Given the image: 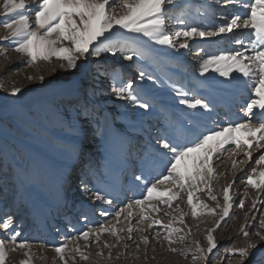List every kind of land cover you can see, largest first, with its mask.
<instances>
[{
  "label": "rangeland",
  "instance_id": "1",
  "mask_svg": "<svg viewBox=\"0 0 264 264\" xmlns=\"http://www.w3.org/2000/svg\"><path fill=\"white\" fill-rule=\"evenodd\" d=\"M25 2L33 8L31 0ZM2 4L3 0H0V6ZM175 4L173 15L201 31L226 26L225 17L230 20L232 14L244 11L226 0H175ZM3 19L0 7V37L6 34ZM30 20L34 21V10L30 13ZM165 30L176 44L175 48L121 30L124 37H133L144 47V57L124 61L119 52L115 56L104 53L101 57V63L114 64L123 71L124 80H131L133 92L150 105L148 109L117 97L111 91L109 79L103 75L95 76L92 69L87 74L79 70L66 71L59 68L61 62L55 59L51 64L40 62L28 66L27 57L14 51L15 44L0 40V49L7 50L6 57L0 55V83L4 85L0 88V218L11 214L18 216V220L12 216L15 220L13 227L20 233L17 240H26L31 246L32 264H62L54 248L65 241H68L69 248L74 247L71 240L75 236L101 224L125 230L132 226L142 228L144 232L133 233V239L129 240L125 231L120 234L124 238L119 241L110 233H104L99 244L90 239L87 242L89 247L80 240L79 245L90 258L84 261L77 256L74 264H193L192 251L185 257L179 251H169L166 241L153 239L160 229L156 226L149 228L148 221L139 223V209L134 210L130 224L124 214L117 223L114 213L130 199L142 198L143 184L134 181V174L143 173L152 179L164 173L166 162L155 151L157 137L172 135L179 125L189 120H193L201 131L244 122V109L250 96L244 80L220 77L212 68L201 74L199 64L209 54L218 55L233 49L244 51L235 40L244 39L247 47L250 30L226 32L215 37L194 36L187 40L188 48H180L179 43L185 38L175 36L176 31L187 30L185 24L178 23L175 18L169 19ZM251 54V51L246 53ZM141 71L145 73L143 79L139 76ZM41 75L45 78L43 82L39 80ZM29 76L35 79H27ZM12 86L20 87L22 93L11 96L6 90ZM178 90L187 93L188 99L203 97L211 104V111L202 114L201 110L181 104ZM85 105L89 109L87 119L90 123H85L82 112ZM225 147L227 151L213 158L217 179L212 181V187L221 206L224 203L223 187L234 181L229 190L233 208L221 226L216 227L219 216L209 215L206 209H197L198 215L192 217L186 196L183 200L173 201V206L179 204L188 213L184 217L187 227L181 235L189 233V229L190 234L183 243L177 242L172 247L194 251V241L206 247L208 230L213 229L218 251L212 264H218L220 258L227 255V248L243 247L250 240H256L253 229L259 219H264V193L259 194V203L253 209L252 201L257 197V191L245 184L252 169L259 170L255 161L264 150L253 149L252 160L243 163L246 160L243 152L232 153L234 145ZM233 160L238 162L235 168L232 167ZM66 169L70 170L67 179H74L65 183L62 192L59 175ZM82 181L92 191L99 190L105 199H112L113 203L109 205L103 200H94L92 192H84ZM242 192H247L248 197L241 195ZM195 195L209 207L216 208L217 201H212L206 190ZM241 199L244 200L243 209L238 206ZM38 202L40 213L34 208ZM159 207V216L150 213L153 218H162L164 211H171L167 205ZM251 208L246 221L245 213ZM104 212L108 215H102ZM216 212L219 213L220 209L216 208ZM177 215L172 212V216ZM245 224L249 237L241 233V226ZM233 232L237 233L230 240ZM12 234L11 230L0 231V239ZM140 235L149 236L148 245L139 241ZM105 241L115 245L111 249L112 259H107L109 249L103 248ZM98 249L103 250L102 256H97ZM24 251L9 252L6 264H19L25 259ZM118 254H121L119 259L116 258ZM65 255L68 257L69 254L66 252ZM235 260L237 258L232 257L225 264H237ZM203 263L195 261V264ZM69 264H73L71 259Z\"/></svg>",
  "mask_w": 264,
  "mask_h": 264
},
{
  "label": "snow or ice",
  "instance_id": "2",
  "mask_svg": "<svg viewBox=\"0 0 264 264\" xmlns=\"http://www.w3.org/2000/svg\"><path fill=\"white\" fill-rule=\"evenodd\" d=\"M33 8H29L25 0H3V27L6 34L0 40L9 41L15 44L14 51L27 57L28 66H36L40 62L51 64L53 59L60 61L59 68L66 71H77L87 74L90 69L94 70V75L106 76L110 81L111 91L121 98H126L140 108L148 109L150 105L133 92L131 80H124V73L116 65L101 63L104 53L115 56L120 53L122 60L132 61L135 58H143L144 47L138 44L133 37H124V32L135 34L147 38L158 45H169L173 48L176 44L165 30L166 20L177 19L178 23L185 24L184 31H176V37H184L183 43H179L180 48H188L187 40L194 37H215L233 29H248L250 36L245 47V40L237 38L235 43L244 47V51L239 49L225 50L221 54H209L202 59L199 64L201 74L212 68L220 77L230 80H244V87L249 90L250 96L245 106L246 119L241 123H229L227 127L201 131L193 120L186 124L179 125L172 135H161L156 138L155 151L165 160L164 173L148 179L141 174H134V181L143 184L144 192L140 199H130L128 203L114 213L119 223V218L124 214V219L131 223L134 210L139 209V223L148 221V227H158L153 239L166 241L168 250L187 257L192 251V260L204 261L205 264H212L217 256L218 245L212 235L213 229L208 230L206 237L207 246L202 247L199 241H194L195 249L179 250L172 247L173 244L183 243L187 234L184 232V217L188 213L184 212L179 204L173 206V201L183 200L187 197V205L191 210L192 217L198 215L197 209L207 210L209 215H218L216 227H220L222 222L230 216L233 208V197L229 190L233 183L222 189L223 206L217 201V196L213 193L212 181L217 179V174L213 167L214 156L228 149L227 145H234L232 153L239 150L243 152L248 163L252 160L253 149L264 150V0H226V3L238 4L244 10L231 15L230 20L225 17V25L214 28L211 31H201L197 26L187 25V21L175 17L172 10L176 8L175 0H31ZM34 10V21L30 20V13ZM34 25V26H33ZM201 52L204 50L201 48ZM251 51V55H246ZM0 55L7 56L6 49H0ZM95 57V60L90 59ZM54 72L55 69L53 68ZM141 79L145 73H139ZM151 79V76L148 77ZM32 80L35 77L29 76ZM44 76H39L40 81H44ZM0 83V88H3ZM6 91L13 97L22 93L20 87L12 86ZM180 103L189 109L201 110V113L211 111V104L203 97L192 99L187 98V93L182 90L177 91ZM89 109L87 105L82 109L85 115V123H90L87 119ZM237 133H243L237 135ZM237 161L233 160L232 167L237 166ZM257 168H253L251 174L247 176L246 186L257 191V197L252 201V208L257 206L260 193H264V153L259 155L255 161ZM166 173V174H165ZM82 183L85 193L92 192L94 200H103L111 205L112 199H105L99 190L92 191L87 185ZM163 188V190H161ZM212 201H217L216 208L209 207L195 193L205 191ZM247 197L248 193L245 192ZM195 201V202H194ZM167 205L171 211H164L162 218H153L150 213L159 214V205ZM238 206L244 208V200L239 201ZM178 213L172 216V212ZM102 215H108L107 212ZM246 221L249 219L245 213ZM255 219V217H252ZM167 221L165 223L164 221ZM184 225L178 227L174 225ZM0 225L3 229L11 230L14 234L0 239V264H6L9 252L18 249L25 250V259L19 264H32L33 253L28 241H18L20 235L13 227V217L11 215L0 218ZM127 233V239H133V233H143L142 228L129 226L117 229L116 226L106 227L101 224L96 229L82 231L75 236L71 243L74 247H68V241L54 248L55 253L62 264H69V259L73 261L79 256L80 260H89V255L79 245V241H85V247L90 239L99 244L101 235L110 233L117 241L123 239L121 233ZM256 240H250L243 247H229L226 249V256L220 258L218 264L225 259L237 258V264H264V219H259L253 229ZM163 233V234H162ZM241 233L249 237L247 224L241 226ZM139 241L145 245L149 244L148 235H140ZM115 245L108 242L103 243V248L109 249L107 259H112L111 249ZM128 246L125 245V248ZM139 249V244L136 245ZM216 250V251H214ZM154 251V249H153ZM68 253L66 257L65 253ZM97 256L103 255V250H97ZM121 254L116 256L120 258ZM145 258L147 256L145 255ZM154 259V257H153Z\"/></svg>",
  "mask_w": 264,
  "mask_h": 264
},
{
  "label": "bare ground",
  "instance_id": "3",
  "mask_svg": "<svg viewBox=\"0 0 264 264\" xmlns=\"http://www.w3.org/2000/svg\"><path fill=\"white\" fill-rule=\"evenodd\" d=\"M237 5H238V4H237ZM237 5H236V6H237ZM239 7H240V5L238 6V8H239ZM240 12H241V11H240ZM241 30H243V29H242V28H241V29H234L231 33H239V31H241ZM245 30L248 31V29H245ZM193 55H195V54H193ZM219 106H221V104H219ZM118 147L121 148V146H119V145H118ZM234 187H235V186H234ZM235 190H236V188H235ZM235 190H234V191H235ZM242 191H243V190H242ZM243 194H244V192L241 193V195H243ZM241 195H240V196H241ZM247 197H248V196H247ZM258 203H259V200L257 201V205H258ZM34 208H35V210H36L37 212L40 213V211H41V206H40L39 202L34 204ZM251 211H252V208L250 209V211L248 212V214L251 213ZM11 216L14 217V214H11ZM53 218H54V216H53ZM17 220H18V216H17ZM14 221H15V220L13 219V222H14ZM40 223H42V221H41ZM5 231H6V230H4L3 232H5ZM236 231H237V230H236ZM223 232H225L224 229H223ZM236 233H237V232H233V234L231 235V237H229V239L231 240V239L235 238V234H236ZM222 240H223V239H222ZM228 241H229V240H228ZM226 260H227V259H226ZM227 261H228V260H227ZM227 261H226V262H227ZM235 261H237V260H235ZM226 262H225V263H226ZM228 262H229V261H228ZM225 263L223 262V263H221V264H225ZM203 264H205V263H203ZM233 264H235V263H233Z\"/></svg>",
  "mask_w": 264,
  "mask_h": 264
}]
</instances>
